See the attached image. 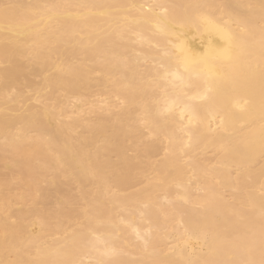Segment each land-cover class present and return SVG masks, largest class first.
Returning <instances> with one entry per match:
<instances>
[{
    "label": "bare ground",
    "instance_id": "obj_1",
    "mask_svg": "<svg viewBox=\"0 0 264 264\" xmlns=\"http://www.w3.org/2000/svg\"><path fill=\"white\" fill-rule=\"evenodd\" d=\"M262 262L264 0H0V264Z\"/></svg>",
    "mask_w": 264,
    "mask_h": 264
},
{
    "label": "snow or ice",
    "instance_id": "obj_2",
    "mask_svg": "<svg viewBox=\"0 0 264 264\" xmlns=\"http://www.w3.org/2000/svg\"><path fill=\"white\" fill-rule=\"evenodd\" d=\"M222 38L225 40L227 47L224 49V51H228L231 47V38L226 33H221ZM264 264V262H262Z\"/></svg>",
    "mask_w": 264,
    "mask_h": 264
},
{
    "label": "rangeland",
    "instance_id": "obj_3",
    "mask_svg": "<svg viewBox=\"0 0 264 264\" xmlns=\"http://www.w3.org/2000/svg\"><path fill=\"white\" fill-rule=\"evenodd\" d=\"M95 98H96V97H95ZM95 98H94V99H95ZM97 98H98V97H97ZM97 98H96L95 100L98 101L99 98H98V99H97ZM91 100H92V99H91ZM100 100H101V98H100ZM90 116H91V115H89V117H90ZM93 116H94V115H92V117H90V118H93ZM87 117H88V116H87ZM160 159H161V158H159V160H160ZM157 160H158V159H157ZM34 229H37V227H34Z\"/></svg>",
    "mask_w": 264,
    "mask_h": 264
}]
</instances>
